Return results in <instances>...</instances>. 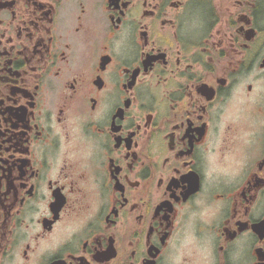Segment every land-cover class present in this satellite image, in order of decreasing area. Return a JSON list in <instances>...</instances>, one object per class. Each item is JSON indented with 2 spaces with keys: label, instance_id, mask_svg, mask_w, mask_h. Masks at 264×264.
Masks as SVG:
<instances>
[{
  "label": "flooded vegetation",
  "instance_id": "obj_1",
  "mask_svg": "<svg viewBox=\"0 0 264 264\" xmlns=\"http://www.w3.org/2000/svg\"><path fill=\"white\" fill-rule=\"evenodd\" d=\"M0 264H264V0H0Z\"/></svg>",
  "mask_w": 264,
  "mask_h": 264
}]
</instances>
